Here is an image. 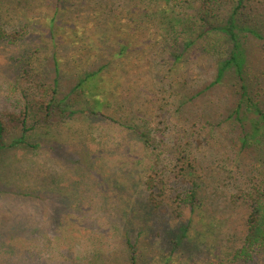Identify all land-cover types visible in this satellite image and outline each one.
Wrapping results in <instances>:
<instances>
[{
	"label": "trees",
	"instance_id": "obj_1",
	"mask_svg": "<svg viewBox=\"0 0 264 264\" xmlns=\"http://www.w3.org/2000/svg\"><path fill=\"white\" fill-rule=\"evenodd\" d=\"M39 1L46 2L49 9L42 12L47 31L39 34L40 42L31 41L29 46L35 43L49 49L52 56L47 60L54 58V84L42 83L49 76L45 70L47 77L32 74L35 70L30 65L23 70L27 80L41 82L42 95L35 105L43 112H29V106L18 113L1 112L0 136L51 125L57 113L68 119L77 113L69 109L73 105L82 104V110L90 114L102 112L105 120L128 129V134L154 154L147 186L149 206L157 209L162 204L158 195L163 193L157 195L153 190L157 184H168L164 172L186 184L182 191L175 189L173 203L202 209L220 187L216 185L212 191L203 184L207 159L200 163V158L210 151L216 159L214 175L222 173L226 158L219 152L226 149V156L230 153L235 159L231 172L239 170L235 184L243 189L249 206L246 233L232 261L251 264L263 258L264 97L254 89L252 71L261 60L254 57L256 49L264 56V0H18L30 13ZM53 3L55 8L49 5ZM25 15L22 26L14 31H8L0 20L1 41L21 43L33 34L31 26L35 28L39 22L33 14ZM39 50L36 47L33 54ZM64 69L73 74L75 83L64 97L66 106L59 99ZM162 112H170L168 134L158 128L162 122L154 121L161 119ZM221 138L225 139L222 147H216L217 143L205 147ZM164 157L168 159L165 170L163 166L159 170L156 164ZM217 161L225 165L219 167ZM229 176L233 178V174ZM197 230L194 236L198 240L207 239L199 224ZM184 238L181 235L173 242L179 244ZM126 242L137 263V244L130 238Z\"/></svg>",
	"mask_w": 264,
	"mask_h": 264
},
{
	"label": "rangeland",
	"instance_id": "obj_2",
	"mask_svg": "<svg viewBox=\"0 0 264 264\" xmlns=\"http://www.w3.org/2000/svg\"><path fill=\"white\" fill-rule=\"evenodd\" d=\"M41 2L34 3L35 11L30 13L18 0H0V20L8 31L21 27L26 13L39 22L37 27L31 26L33 34L21 43L0 40V113H18L27 106L29 112H43L35 105L42 95L41 82L37 79L35 84L23 74L29 65L35 70L32 74H49L41 79L44 85L54 84V58L47 60L52 56L49 49L35 43L29 46L31 41L40 42V35L47 31L42 12L49 9ZM47 43L45 40L44 45ZM35 46L40 50L34 55ZM255 55L261 60L252 71L254 89L264 97V56L258 49ZM73 80V74L64 69L59 84L63 105H67L64 97L72 90ZM75 106L69 109L77 113L68 119L57 113L51 125L0 136V264H240L232 257L242 245L249 206L243 189L235 184L239 170L231 172L235 159L230 153L226 156V149L219 152L225 154L226 165L217 161L219 167L225 165L222 173L214 175L216 159L210 151L200 158V163L207 159L203 184L212 191L216 185L220 187L202 209L173 203L172 195L184 190L186 184L171 179L168 172L163 173L168 184L154 187L155 194H163L158 195L160 208L153 209L147 181L155 164L154 154L128 134V129L105 120L102 112L90 114L82 110V104ZM161 116L154 121L162 122H158L159 129L169 131L170 112ZM214 129L220 132L219 127ZM190 133L197 136L192 128ZM228 138L230 141L231 135ZM224 140H212L205 147L214 143L222 147ZM164 158L156 164L159 170L167 164ZM175 170L178 172V167ZM198 224L207 239L194 236ZM179 233L187 239L178 244L173 241ZM127 238L140 251L137 263L132 261ZM251 264H264V257Z\"/></svg>",
	"mask_w": 264,
	"mask_h": 264
}]
</instances>
